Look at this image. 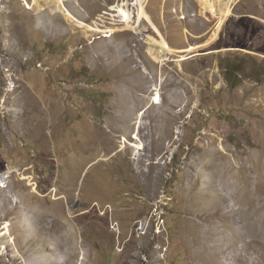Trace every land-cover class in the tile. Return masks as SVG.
<instances>
[{"label":"rangeland","instance_id":"obj_1","mask_svg":"<svg viewBox=\"0 0 264 264\" xmlns=\"http://www.w3.org/2000/svg\"><path fill=\"white\" fill-rule=\"evenodd\" d=\"M139 1L0 0V264H264V0Z\"/></svg>","mask_w":264,"mask_h":264},{"label":"bare ground","instance_id":"obj_2","mask_svg":"<svg viewBox=\"0 0 264 264\" xmlns=\"http://www.w3.org/2000/svg\"><path fill=\"white\" fill-rule=\"evenodd\" d=\"M27 1V0H26ZM36 2L38 0H35ZM57 2V6L59 7V10L61 11V13H63V15L69 20V21H73L75 22L76 24L80 25V26H84V27H87L88 30H91V31H101L98 26H92V25H89L87 22H84V20L82 21L81 19H79L66 5V2L65 0H56ZM207 2V1H206ZM29 4V3H27ZM136 5H138V21L141 23L143 21H147V23L149 25L152 26V28L158 33L160 39H156V43H157V46L159 47L158 49L156 50H153L151 49V54H155V53H158V56H156L160 61H164L166 60V56L165 54L166 53H173L175 51L174 48H172L170 46V44L167 42V40L165 39V37L163 36L162 32L160 31V29L156 26V24L153 22L152 18L150 17V15L148 14V12L146 11L145 9V6L142 2H140L139 0H136L135 2ZM208 5V4H207ZM126 4H122V5H116V6H113L112 9L115 11V15L114 16H118L121 18L122 22H125V23H130L132 21L131 19V14L128 12V10L125 8ZM29 7H31V5H29ZM208 7V6H207ZM227 8V7H226ZM59 11V12H60ZM230 12V9L226 10L225 14H229ZM231 14V13H230ZM226 16V15H225ZM120 20V21H121ZM224 18L222 19V22H223ZM221 22V23H222ZM139 23V24H140ZM139 26V25H138ZM108 32V31H107ZM217 36V33L215 34V37ZM184 57V56H183ZM182 60V59H181ZM145 67V66H144ZM145 72L147 73V70L144 68ZM153 90H158V87L156 86ZM161 96H160V92H158L155 97H152V102L153 104H161ZM148 110V109H147ZM147 111L145 110L144 112H142V117L141 119H143V114H145ZM142 125V124H141ZM141 127V126H139ZM141 131V130H140ZM137 133V132H136ZM135 138L138 139V136H134ZM140 138V137H139ZM124 142L125 143H129V140L127 139V137H124ZM140 142V141H138ZM126 147V145L124 146ZM135 149H137V151H140V150H144L145 147L142 146V143L141 144H138L137 146H133ZM12 172L13 170H9L6 174H2L0 175V188H4V187H7V183H8V179L11 177L12 175ZM226 173V171H225ZM215 186V185H213ZM12 190V189H11ZM10 190V191H11ZM211 190V189H210ZM252 200V199H251ZM7 201H10L11 202V198L9 196V199H6V202ZM9 202V203H10ZM249 202H252V201H249ZM252 204V203H251ZM4 205V204H3ZM259 208H262V207H258L257 209ZM245 210V209H244ZM250 215L253 213V211L251 210H248L247 211ZM255 212V211H254ZM259 215L261 216V218L264 217V210H261L259 212ZM241 217V216H240ZM260 218V217H259ZM243 221V220H241ZM232 223V226L233 224H239V225H242L241 227L239 226L240 230H244V231H239V229L235 230V228H232L233 230L231 231L232 232V238H226L225 241H222L221 243V247H222V250L223 248L226 246H229L230 243H233V241L237 240V238H242L244 237L245 235L249 234L248 233V230H245V229H248V224L247 223H244V222H240V221H237V220H233L231 221ZM10 227H11V223L9 220H6L5 222V226H4V229H5V232L3 231H0V236H2V234H7L8 233V230L10 231ZM234 227V226H233ZM252 227V226H251ZM3 229V230H4ZM218 231V230H216ZM251 234V233H250ZM250 236V235H249ZM251 238V237H250ZM13 240L12 241H15L16 239L12 238ZM262 239V238H261ZM260 239V240H261ZM250 242L251 243H257L259 242L257 240V238L254 236L253 238L250 239ZM224 243V245H223ZM223 245V246H222ZM261 246L262 248H264V240L263 242H261ZM262 262V261H261Z\"/></svg>","mask_w":264,"mask_h":264}]
</instances>
